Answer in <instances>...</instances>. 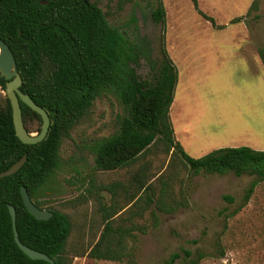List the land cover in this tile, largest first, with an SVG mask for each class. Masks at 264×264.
<instances>
[{
	"label": "trees",
	"instance_id": "obj_1",
	"mask_svg": "<svg viewBox=\"0 0 264 264\" xmlns=\"http://www.w3.org/2000/svg\"><path fill=\"white\" fill-rule=\"evenodd\" d=\"M42 1L0 0V37L9 43L16 56L23 78L21 89L43 106L51 118L43 140L25 143L16 134L8 96L0 103V172L26 156L17 172L0 177V264H51L31 258L20 248L15 240L9 204L16 208L17 228L25 244L46 252L56 264H72V215L49 205L50 200L43 197L44 188L61 168L64 139L89 114L97 99L105 95L116 97L122 112L115 132L89 143V149L96 155L95 169L129 168L142 158L148 160L154 151L171 158L167 175L156 178L153 162L149 160L141 162L144 164L130 175L128 182L119 180L99 187L100 204L104 199L100 191L104 189L111 192L113 202L109 206L102 204L104 223L89 256L114 261L135 259L138 239L135 231L148 229L147 224H140L135 218L150 212L152 224L157 225L159 211L172 213L185 204L172 189L173 175L180 168L177 162L194 174L233 172L237 176H254L245 190L243 203L232 214L240 211L264 181V149L224 146L200 157L190 155L175 135L170 114L179 72L166 47H162L160 58L151 56L147 49L144 53L126 32L110 23L102 0ZM132 1L118 0L121 8ZM193 1L199 13L214 27H223L199 8L197 0ZM148 5L152 7L154 20L165 23L163 0H148ZM260 9L261 0H253L246 16L235 17L232 22L258 19ZM259 53L264 64V45L260 46ZM141 55L149 65L146 75L138 70ZM6 82L0 74L3 89ZM21 107L27 129L31 132L32 124L38 121L40 131L41 115L23 101ZM23 185L38 206L53 212L52 217L39 219L29 212L21 192ZM88 191L91 193V189ZM121 191L130 206L126 214H119L115 219L126 207L119 201ZM215 246L213 254L183 247L163 264H200L210 255L224 257L221 236Z\"/></svg>",
	"mask_w": 264,
	"mask_h": 264
},
{
	"label": "rangeland",
	"instance_id": "obj_2",
	"mask_svg": "<svg viewBox=\"0 0 264 264\" xmlns=\"http://www.w3.org/2000/svg\"><path fill=\"white\" fill-rule=\"evenodd\" d=\"M197 1L199 8L223 27H214L199 13L193 0H163L165 23L154 20L148 0H134L122 8L118 0H102L101 4L110 23L126 32L144 53L147 49L151 56L160 58L162 47H166L179 72L170 114L175 135L190 155L200 157L224 146L264 149V64L259 53L264 45V0L258 19L239 22L232 20L246 16L253 0ZM140 59L138 70L146 75L149 65L143 55ZM6 96L0 86V103ZM121 112L116 97L98 98L89 114L64 139L61 168L44 188L43 197L50 200L49 205L72 215V264H163L183 247L213 254L220 236L224 257L210 255L200 264H264V181L250 201L232 214L243 203L254 176L233 172L194 174L180 162L172 189L185 204L172 213L159 211L157 225L152 224L150 212L135 218L148 225L146 232L135 231V259L114 261L89 256L103 227L102 204L113 202L111 192L104 189L100 191L104 195L100 204L99 187L119 180L128 182L144 164L141 162L149 160L156 178L168 174L171 155L158 151L129 168L95 169L96 155L89 143L115 132ZM38 125L34 121L32 133L39 132ZM119 201L126 207L115 219L126 214L130 206L124 191Z\"/></svg>",
	"mask_w": 264,
	"mask_h": 264
},
{
	"label": "water",
	"instance_id": "obj_3",
	"mask_svg": "<svg viewBox=\"0 0 264 264\" xmlns=\"http://www.w3.org/2000/svg\"><path fill=\"white\" fill-rule=\"evenodd\" d=\"M88 3V0H84ZM46 3L47 0L42 1ZM0 74L7 79L6 82V93L10 99L13 113V121L16 130L17 136L25 143H37L43 140L49 131L51 118L48 111L38 104L29 93L24 92L21 89L23 84V78L18 68V63L16 56L7 41L0 37ZM21 101L28 104L32 109L38 112L42 117L41 130L38 133L30 132L23 119V111L21 107ZM26 156H23L21 159L13 163L9 168L0 172V177L11 175L17 172L25 163ZM21 192L23 195L24 203L29 212H31L35 217L39 219H49L53 216V212L46 208H41L38 206L34 200L31 198V195L26 186L21 187ZM9 210L13 219V228L15 240L20 246V248L28 254L31 258L34 259H44L49 261L51 264H56L55 259L52 258L46 252L40 251L33 247L25 244L18 232L17 228V211L15 206L9 204Z\"/></svg>",
	"mask_w": 264,
	"mask_h": 264
}]
</instances>
